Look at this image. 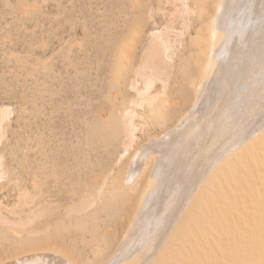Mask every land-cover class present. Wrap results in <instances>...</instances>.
<instances>
[{"label":"bare ground","instance_id":"1","mask_svg":"<svg viewBox=\"0 0 264 264\" xmlns=\"http://www.w3.org/2000/svg\"><path fill=\"white\" fill-rule=\"evenodd\" d=\"M200 1L131 3L134 9L127 12L129 39L122 45L124 49H131L136 34L143 32L147 19L152 20L138 58L125 56L113 60L118 63L116 76L125 70L131 74L128 87L133 94L121 103L117 114L111 113L116 117L99 116L102 123L94 130L98 134L95 143L105 151L112 144L114 131L118 132L122 150L107 154L102 151V155L112 158L115 166L124 162L123 169L117 178L111 179L109 175L114 169L105 167L95 181L72 189L74 197L66 205L65 214L58 213L53 201L37 200L28 189L19 195L22 204L28 207L25 216L11 219L3 214L0 205V228L14 235L11 247L0 240V264H154L174 237L176 223L216 168L231 154L258 142L264 134V0H213L201 44L199 71L191 82L194 88L190 94L182 95L187 92L185 85L190 79L188 67L183 70L178 86H170L178 52L192 29L196 9L206 10V0L203 4ZM21 2L24 16L41 10L39 0L30 5L28 0ZM197 4L199 8L195 7ZM76 8L73 6L75 13L70 17L51 24L55 27L53 33L60 32L62 24L69 31L62 43L66 46L60 44L61 50L57 51V46L52 52L53 56L56 51L58 56L61 54L63 66L59 57L56 60L60 63L48 64L49 58L37 61L44 69L50 68L48 75L53 82L60 81L59 71L77 72L78 66L84 69L102 59L91 53L94 59L81 60L74 54L76 45L83 55L92 51L90 45L84 46L81 40L78 43L77 22L73 17L85 10ZM158 15L163 19L161 24ZM86 26L83 24L80 32L93 33ZM44 42L38 44L48 45ZM123 53L127 55V51ZM185 66L183 62L180 67ZM220 66L221 72L217 74ZM42 80L43 75L38 81ZM160 84L162 91L158 89ZM13 112L11 105L0 104V147L4 146ZM5 177L0 154V182ZM38 183L35 181L34 187ZM134 197L135 204L122 232L107 233L117 227L116 215L122 205ZM78 231L82 236L86 232L92 235L94 258L87 256L72 235L66 234Z\"/></svg>","mask_w":264,"mask_h":264},{"label":"rangeland","instance_id":"2","mask_svg":"<svg viewBox=\"0 0 264 264\" xmlns=\"http://www.w3.org/2000/svg\"><path fill=\"white\" fill-rule=\"evenodd\" d=\"M21 1L0 0V104L4 102L14 109L12 122L6 127L4 146L0 147L6 172L0 182V205L3 214L11 219L25 216L28 210L19 199L24 189L36 195L37 200L53 201L58 213L65 214L66 205L74 197L72 189L95 181L105 167L114 169L109 175L111 179L118 177L124 162L115 166L112 158L102 155V151L107 154L122 150L118 132L114 131L112 144L105 151L95 143L98 134L94 130L102 123L99 116L116 117L111 113L117 114L121 103L133 94L128 87L131 74L125 70L116 76L118 63L113 60L125 56L137 59L152 26V20L147 19L143 32L136 34L131 49L126 50L122 46L129 39L125 20L130 18L127 12L133 11L131 3L135 0H47L44 3L39 0L41 10L27 16L22 14ZM28 1L29 5L33 4V0ZM212 1L206 0V10L198 7L204 0L195 5L199 9L193 16L192 29L178 52L170 86H178L183 70L188 67L190 79L185 85L187 92L182 95L190 94L194 88L191 82L196 80L199 71L201 44L212 13ZM73 6L85 10L73 17L77 22L78 43L81 40V44L92 49L83 55L76 45L74 54L81 60L94 59L91 53L102 59L84 69L78 66L77 72L59 71L60 81L53 82L48 75L50 68L44 69L37 61L49 58L48 64H52L59 62L56 60L59 57L63 66L57 51L66 46L62 43L69 31L65 24L56 27L60 32L54 33H59L58 36L53 29L60 19L75 13ZM57 13L60 14L57 16ZM157 19L163 23L159 15ZM83 24L93 33L82 34ZM42 41L48 45L38 44ZM191 51L197 54L191 55ZM183 62L185 68L180 67ZM220 72L221 66L217 74ZM42 75L44 81L39 82ZM158 89L163 90L161 84ZM248 146L225 159L202 185L192 206L176 223L180 225L175 226L174 237L154 264H264V134L256 144ZM35 181L39 183L34 187ZM135 201L134 197L122 205L116 215L117 227L107 233L122 232ZM99 224L104 225L102 220ZM88 228L92 229V225ZM66 234L72 235L87 256L94 258L91 251L95 243L91 242L89 232L84 236L80 231ZM12 236L6 228H0V240L6 246L11 247Z\"/></svg>","mask_w":264,"mask_h":264}]
</instances>
